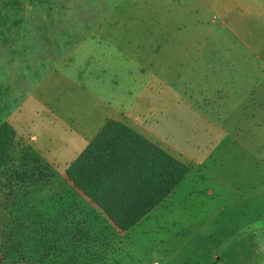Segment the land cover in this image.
Instances as JSON below:
<instances>
[{
	"label": "rangeland",
	"instance_id": "374dc122",
	"mask_svg": "<svg viewBox=\"0 0 264 264\" xmlns=\"http://www.w3.org/2000/svg\"><path fill=\"white\" fill-rule=\"evenodd\" d=\"M0 18V128L10 126L20 148L48 166L40 174L55 175L52 184L30 186L11 203L0 192V264H215L222 245L224 251L233 248L225 245L234 237L233 227L209 221L215 207L223 204L221 198L207 196L200 204L207 213L193 233L164 241L156 233L162 228L161 212L169 205L159 208L149 225L144 220L123 231L72 185L67 169L107 121L122 120L112 101L122 75L147 67L131 64L130 57L157 56L163 92L169 81L177 80L182 101L211 118L215 126L205 131L217 140L188 149L185 134L176 141L174 131L154 136L143 125L135 129L183 155L197 175L191 177L195 183L206 171L240 174L247 160L249 173L257 177L240 186L251 190L264 181V0H0ZM170 34L171 48L161 50ZM195 36L200 45L217 42L214 54H225L218 48L222 41L246 51L240 57L251 60L257 81L241 97V111H222L232 91L223 82L211 85L208 63L193 81L186 76L190 66L181 61L185 51L173 44ZM195 132L189 131V137ZM238 145L245 154L237 155ZM227 146L234 151L231 164L224 158L215 161L216 151ZM191 179L186 186L194 183ZM228 196L234 201L225 210L228 215L238 217L245 205L255 203L258 216L264 214V184L256 196L236 190ZM187 213L197 218V208ZM223 216L224 211L218 215ZM5 249L12 254L7 257ZM168 251L179 256L165 257ZM240 253L227 252L231 257L216 264H264L263 250L246 259Z\"/></svg>",
	"mask_w": 264,
	"mask_h": 264
},
{
	"label": "crops",
	"instance_id": "0c3cea01",
	"mask_svg": "<svg viewBox=\"0 0 264 264\" xmlns=\"http://www.w3.org/2000/svg\"><path fill=\"white\" fill-rule=\"evenodd\" d=\"M173 38L172 34H170L169 37H165V42L168 44L164 45L161 50H165L166 48L164 47L172 44ZM216 44L217 42L208 40L200 45L195 36L189 41L184 43L176 42L173 45L175 48L180 47L185 51L186 56L185 58L183 57L181 61L190 66L189 69L184 70L188 78H191L192 81L198 78L201 69L200 66L203 65V71L208 63L209 70L213 71L211 85L223 82L224 86L232 91L230 103L225 108H222L223 112H229V109L232 107L235 108V112L241 111L242 108L239 102H241V97L244 92L255 85L257 81V69L252 66V62L249 58L245 59L240 57L241 54L246 53L241 47L231 46L230 42L222 41L218 48H220L219 50H225V54L220 52L214 54L212 49ZM146 47L150 48L151 46L148 44ZM167 48L169 49L171 46L169 45ZM215 48H217V46H215ZM211 54H214V57L211 56ZM220 55L224 56L222 57ZM129 61L131 64L140 62L147 67L145 71L141 70L138 74L126 75L123 73L119 90H116L118 94L112 97L113 104L115 105V113H117L115 115L120 116L122 119L119 121L134 129L136 126L142 127L143 125L151 129L154 136H162L174 131L177 135L175 137L176 141L182 140L183 134H185L184 143L188 146V149H190V145L193 146L202 143L204 147L210 146L212 143L216 142L217 137L205 131L207 128H210V126L214 127L215 124L211 123L210 117L206 116L204 118L203 114L194 112L192 106L182 101L180 92L177 89V80L174 82L169 81L163 92L161 88V77L157 73V67L161 61L159 57H130ZM171 61L172 59H170L169 65H172ZM195 63L197 65L196 68ZM211 65H213L212 68H210ZM214 65H216V67H214ZM229 82H234L232 84L233 87L230 86ZM192 129H195L196 132L192 137H189V131ZM148 139L160 145L153 138L148 137ZM167 151L185 162L190 167V173L168 201L157 207L148 218L144 219L145 223L149 225L148 223L152 220V215L163 205H169L168 208H163L161 212L159 225L162 228L159 229V234L156 233V235L159 236L161 240L171 241L173 239H181L183 235L188 234V232H190L189 234L193 233L195 231L193 226L197 221L205 220L201 218L207 213L200 207V204H204L205 201L209 200L206 198L207 196L209 198L218 197L223 200V204L215 207L213 217H211L209 221L214 225L232 226L234 237L231 241L227 239L225 242L226 247L227 245H233V248L224 251L225 248H223L222 245L220 252H222L221 255L223 254V256H215L213 262L216 264V262L222 259L221 257H231L232 254L228 256L227 252H241L239 258L246 259L249 256H257L258 252L261 250L264 251V214H262L261 217L258 216L259 205L256 203L253 206L249 204L245 205L244 208L246 211L241 213L238 217L228 215L227 211H225L227 208L234 205L233 197L228 196V194H233L236 190V193L239 194L248 193L256 196L258 188L264 184V181H262L256 184L251 190H244L245 187L240 186V184H244L247 181L249 184L250 181L248 178L250 176L257 177V173H249V160L243 164L241 163L243 170L240 174L232 170H227L223 173L220 172L219 175L212 171H206L203 172L204 177H201L202 181H197L195 183L193 178H197V175L193 173L192 166L184 159L183 155L169 150ZM216 153L215 161L224 158L225 164L229 165L234 160V151L229 146L216 151ZM236 153L237 155H243L246 153V149L242 147V145H238L236 147ZM191 177L193 178L191 179ZM189 179H191V181L194 180V183L186 186L185 183ZM245 196L246 195L243 197ZM196 208L198 212L197 218H192L191 214L187 213V210ZM222 210L225 216L218 217V215L223 212ZM262 211L264 212V210ZM179 214L183 216H179ZM203 229L204 226L202 227V230ZM170 252L171 251L164 252L163 255L165 257L179 256V252H177L178 254Z\"/></svg>",
	"mask_w": 264,
	"mask_h": 264
},
{
	"label": "trees",
	"instance_id": "16d2710c",
	"mask_svg": "<svg viewBox=\"0 0 264 264\" xmlns=\"http://www.w3.org/2000/svg\"><path fill=\"white\" fill-rule=\"evenodd\" d=\"M16 135L10 126L0 128V192L5 203L25 195L30 186L50 185L55 179L54 174L39 173L48 166L20 148ZM189 173L185 162L116 119L105 123L67 169L72 185L123 231L167 202ZM3 253L12 254L6 249Z\"/></svg>",
	"mask_w": 264,
	"mask_h": 264
},
{
	"label": "bare ground",
	"instance_id": "6f19581e",
	"mask_svg": "<svg viewBox=\"0 0 264 264\" xmlns=\"http://www.w3.org/2000/svg\"><path fill=\"white\" fill-rule=\"evenodd\" d=\"M220 56L223 57L224 55H220ZM221 80H222V78H221ZM229 83H230V82H229ZM233 83H234V82H231V83H230V86H231V87H233V85H232Z\"/></svg>",
	"mask_w": 264,
	"mask_h": 264
}]
</instances>
